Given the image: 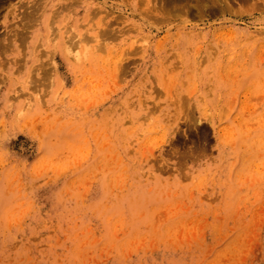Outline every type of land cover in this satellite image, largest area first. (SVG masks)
<instances>
[{"label": "rangeland", "instance_id": "obj_1", "mask_svg": "<svg viewBox=\"0 0 264 264\" xmlns=\"http://www.w3.org/2000/svg\"><path fill=\"white\" fill-rule=\"evenodd\" d=\"M33 1L0 0V264H264V0Z\"/></svg>", "mask_w": 264, "mask_h": 264}, {"label": "bare ground", "instance_id": "obj_2", "mask_svg": "<svg viewBox=\"0 0 264 264\" xmlns=\"http://www.w3.org/2000/svg\"><path fill=\"white\" fill-rule=\"evenodd\" d=\"M7 1H8V0H7ZM37 1H38V2L33 1V2L35 3V5H36V4H39V0H37ZM144 1H145V0H144ZM149 1H150V0H149ZM149 1L147 0V2H149ZM160 1H161V0H160ZM162 1H164V0H162ZM162 1H161V2H162ZM172 1H173L174 4L177 6L176 2H182V1H184V0H171L170 2H167V1H166V4H170V3H172ZM190 1H191V0H190ZM196 1H198V0H196ZM196 1H195V3H197ZM204 1H205V0H202V2H204ZM212 1H214V0H209V5H210L211 8H213V7L211 6V5H212ZM216 1L219 3L218 0H216ZM216 1H214V2H216ZM222 1H223V0H222ZM232 1H233V0H232ZM240 1H241V0H240ZM242 1H243V0H242ZM150 2H151V1H150ZM164 2H165V1H164ZM164 2H163L162 4H163L164 6H166V8H167V5H165ZM187 2H188V1H187ZM187 2H186V3H187ZM191 2H194V1H191ZM205 2H206V1H205ZM205 2H204V3H205ZM210 2H211V4H210ZM214 2H213V3H214ZM217 2H216V3H217ZM245 2H247V1H245ZM157 3H158V2H157ZM186 3H184V4H186ZM189 3H190V2H189ZM204 3H203V4H204ZM224 3H225V5L227 4L226 1H224ZM159 4H160V3H159ZM159 4H158V5H159ZM191 4H193V3H191ZM207 4H208V3H207ZM207 4L205 3L203 6H205V5H207ZM220 4H221V3H219V5H220ZM148 5H149V4H148ZM148 5H147V6H148ZM151 5H153V4H151ZM156 5H157V4H156ZM195 5H199V3H197V4H195ZM214 5H215V3H214ZM214 5H213V6H214ZM219 5L217 4V5H216L217 7H214V8L217 9ZM39 6H41V5H39ZM70 6H71V5H70ZM169 6H170V5H169ZM169 6H168V7H169ZM176 6H173V7H175V8H177V7L180 8L179 5H178L177 7H176ZM181 6H182V7L179 9V11H180V10L183 11V5H181ZM188 6H189V5H188ZM207 6H208V5H207ZM226 6H227V5H226ZM27 7H28V6H27ZM36 7H37V6H34L33 9H35ZM171 7H172V6H170L169 9H171ZM199 7H201V5H200ZM205 7H206V6H205ZM219 7L221 8L222 6L220 5ZM230 7H231V6H230ZM31 8H32V7H31ZM65 8H66V7H65ZM175 8H173V9L176 11ZM178 8H177V9H178ZM227 8H228V7H227ZM13 9H14V8H13ZM33 9H32V10H33ZM36 9H39V10H40V8H36ZM152 9H153V8H152ZM200 9H201V8H200ZM218 9H219V8H218ZM221 9H223V8H221ZM2 10H3V9H2ZM39 10H36V11H39ZM96 10H97V9H96ZM153 10H154V9H153ZM163 10H164V9H163ZM174 10H173V12H174ZM187 10H188V9H187ZM229 10H230V9H229ZM229 10H228V11H229ZM36 11H34V12H36ZM93 11H94V10H93ZM98 11H99V10H98ZM149 11H150V10H149ZM161 11H162V9H161ZM165 11H166V10H165ZM165 11H164V12H165ZM28 12H29V11H28ZM99 12H100V11H99ZM144 12H145V10H144ZM176 12H178V11H176ZM185 12H186V11H185ZM185 12H184V13H185ZM189 12L191 13V11H189ZM193 12H194V11H192V13H193ZM198 12H199V11H198ZM23 13H24V12H23ZM23 13H22V14H23ZM25 13H26V12H25ZM30 13H32V15H35V16H36V13L33 14V11L30 12ZM37 13H38V12H37ZM187 13H188V12H187ZM167 14H168V13H167ZM174 14H175V13H174ZM193 14H194V13H193ZM25 15H26V14H23V16H25ZM146 15H148V14L146 13ZM178 15H179V14H178ZM178 15H177V16H178ZM30 16H31V14H30ZM150 17H151V16H150ZM27 18H28V16H27ZM31 18H32V16H31ZM33 18H34V16H33ZM25 19H26V18H25ZM163 19H164V18H163ZM163 19H162V20H163ZM27 20H28V19H27ZM29 20H30V19H29ZM36 20H37V19H36ZM165 20H166V18H165ZM32 21H33V19H32ZM160 22H161V21H160ZM20 23H21V22H20ZM20 23H19V24H20ZM23 23H24V22H23ZM25 24H26V23H25ZM31 24H32V23H31ZM33 24H34V23H33ZM104 24H105V23H104ZM30 26H31V25H30ZM92 26H93V25H92ZM21 28H22V27H21ZM105 28H106V27H105ZM105 28H104V29H105ZM107 28H109V27H107ZM107 28H106L105 30H107ZM86 29H87V28H86ZM104 29H103V30H104ZM85 31H86V30H85ZM110 31H111V30H110ZM20 32H21V30H20ZM69 32H70V31H69ZM98 32H99V31H98ZM101 32H102V30H101ZM101 32H100V33H101ZM103 32H104V31H103ZM108 32H109V30H108ZM104 33L106 34V32H104ZM109 34H110V33H109ZM18 35H19V34H18ZM70 35H71V34H70ZM72 35H73V33H72ZM76 35H77V34H76ZM83 35H84V33H83ZM106 35H107V34H106ZM110 35H113V34H110ZM67 36H68V35H67ZM86 36H87V35H86ZM101 36H102V35H101ZM21 37H22V36H21ZM21 37H19V38H21ZM74 37H75V36H74ZM74 37H73V38H74ZM82 38H83V37H82ZM90 38H91V37H90ZM68 39H69V38H68ZM83 39H84V38H83ZM74 40H76V39H74ZM84 40H85V39H84ZM23 41H24V39H23ZM23 41H22V42H23ZM77 41H78V40H77ZM81 41H82V40H81ZM89 41H90V40H89ZM9 42H10V41H9ZM78 42H79V41H78ZM86 42L88 43V41H86ZM68 43H69V42H68ZM75 43H76V42H75ZM82 43H83V42H82ZM7 44H9V43H7ZM70 44H71V42H70ZM68 45H69V44H68ZM72 45H76V44H72ZM100 45H101V44H100ZM87 46H88V45H87ZM7 47L9 48V45L6 46V48H7ZM70 47H71V46H70ZM157 47H158V46H157ZM71 48H72V47H71ZM4 50H5V49H4ZM68 50H69V49H68ZM3 52H5V51H3ZM1 53H2V52H1ZM68 53H69V52H68ZM73 55H74V54H73ZM85 55H86V54H85ZM78 58H80V57H78ZM84 59H85V58H84Z\"/></svg>", "mask_w": 264, "mask_h": 264}]
</instances>
